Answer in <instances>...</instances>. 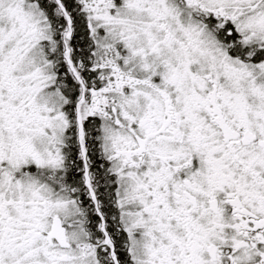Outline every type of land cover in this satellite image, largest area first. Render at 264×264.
<instances>
[{"label":"snow or ice","instance_id":"snow-or-ice-1","mask_svg":"<svg viewBox=\"0 0 264 264\" xmlns=\"http://www.w3.org/2000/svg\"><path fill=\"white\" fill-rule=\"evenodd\" d=\"M0 264H264V0H0Z\"/></svg>","mask_w":264,"mask_h":264}]
</instances>
